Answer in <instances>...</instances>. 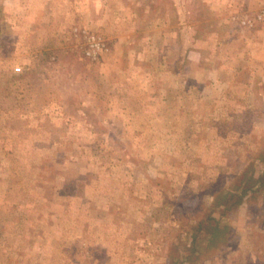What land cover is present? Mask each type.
Segmentation results:
<instances>
[{"label":"rangeland","instance_id":"1","mask_svg":"<svg viewBox=\"0 0 264 264\" xmlns=\"http://www.w3.org/2000/svg\"><path fill=\"white\" fill-rule=\"evenodd\" d=\"M0 264H264V0H0Z\"/></svg>","mask_w":264,"mask_h":264},{"label":"trees","instance_id":"2","mask_svg":"<svg viewBox=\"0 0 264 264\" xmlns=\"http://www.w3.org/2000/svg\"><path fill=\"white\" fill-rule=\"evenodd\" d=\"M242 188H243V191L245 190V188H249V182L248 181L245 182L244 186ZM243 191L239 195H235L233 192L226 191V195H228L229 197H233V198L236 197L237 198L236 203L239 204V202L242 200L241 195H242ZM237 204H236V206H237Z\"/></svg>","mask_w":264,"mask_h":264}]
</instances>
